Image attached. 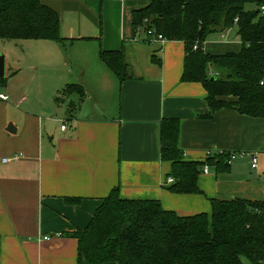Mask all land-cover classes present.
Masks as SVG:
<instances>
[{
	"label": "crops",
	"instance_id": "1",
	"mask_svg": "<svg viewBox=\"0 0 264 264\" xmlns=\"http://www.w3.org/2000/svg\"><path fill=\"white\" fill-rule=\"evenodd\" d=\"M40 2L57 13L61 41H49L32 59L47 63L50 73L70 77L84 94L70 95L64 115L55 119L45 104L29 101L36 78L28 79L33 84L27 90L26 82L18 87L14 101L10 93H1L9 99L0 103V264H77V240L68 234L83 230L114 188L121 199L157 200L180 217L210 216V199L264 201V171L238 172L248 166L246 158L233 161L227 174L210 168L202 173L200 194L168 191L171 164L160 159L163 119L178 120L185 161L202 162L206 151H218L258 153L260 163L264 119L227 109L203 118L209 112L206 92L200 84L180 82L183 43L161 44L140 30L133 33L131 14L142 3ZM223 45H235L230 52L240 49L239 41ZM59 46L67 47L65 53ZM203 47L216 53L206 43ZM100 50L122 51L131 78L120 82L99 60ZM71 52L85 64L58 67L61 60L67 65ZM152 55L160 66L151 62ZM9 124L14 134L6 132ZM18 154L19 159L2 162Z\"/></svg>",
	"mask_w": 264,
	"mask_h": 264
},
{
	"label": "trees",
	"instance_id": "2",
	"mask_svg": "<svg viewBox=\"0 0 264 264\" xmlns=\"http://www.w3.org/2000/svg\"><path fill=\"white\" fill-rule=\"evenodd\" d=\"M143 5L132 11L131 26L153 31L164 41L184 46L182 83H197L206 92L210 120L221 109L264 119V0H127ZM246 4L257 9L245 10ZM236 20V22H235ZM59 17L40 0H0V40L61 41ZM236 28L237 52H204L207 37ZM146 35V34H145ZM159 52V49L156 50ZM99 60L120 82L131 78L122 51H103ZM151 62L161 65L151 56ZM212 73V75L210 74ZM6 79L0 80V89ZM64 93L84 94L77 84ZM201 118V117H199ZM179 122L163 119L160 159L170 162L168 191L200 194L198 177L204 165L227 174L226 154L202 162L185 161L178 145ZM211 213L180 217L163 210L157 200H125L118 188L110 191L81 231L77 264H264V201L209 200Z\"/></svg>",
	"mask_w": 264,
	"mask_h": 264
},
{
	"label": "rangeland",
	"instance_id": "3",
	"mask_svg": "<svg viewBox=\"0 0 264 264\" xmlns=\"http://www.w3.org/2000/svg\"><path fill=\"white\" fill-rule=\"evenodd\" d=\"M257 7L254 4H246L245 10H255ZM231 31L223 33V32H215L210 34L206 40V47L211 50V52H216L215 54H223L226 52L234 51L232 49H236L235 45L225 46L223 44H228L234 42L238 43V39L235 36L236 28L233 27L230 29ZM228 42V43H227ZM49 41L42 40H12V41H1L0 40V54L5 57V79L6 84L3 88L0 89V93H10L14 101V97L16 95V91L18 87L22 86L25 82L27 83V90L31 87L32 82H28V79L32 78L33 80L36 78L37 83L35 87H32L31 91H29V101L34 104H45L47 109L49 110L50 116L55 119L61 118L64 115V112L67 108V103L69 99L76 94L64 93V88L70 84H78L75 81H70V77L60 76L59 74H53V72H49V69L45 67L47 63H44L39 60H33L32 57L37 55L43 47L48 45ZM221 44V45H217ZM39 46V48H38ZM62 53H65L64 46H59ZM37 48V49H36ZM65 57V55H62ZM67 60V65H64L62 60L58 67H65L70 65L85 64L82 58L79 56V53H70L65 57ZM31 68V69H30ZM34 70L40 71V74H33ZM62 70V68H61ZM13 73L16 75L13 76ZM39 73V72H38ZM64 80L66 84L63 85L55 84L57 81ZM69 82V83H67ZM59 85V86H58ZM55 99V100H54ZM58 100V101H57ZM57 101V102H56ZM1 103V101H0ZM0 111L2 108L0 107ZM1 115V112H0ZM59 126V124L57 125ZM214 157V156H212ZM239 173L243 172L244 174L254 173L249 167V165H244L241 168ZM202 174V173H201ZM210 204V203H209ZM210 211V209H209ZM208 213V211H207ZM211 213V211H210ZM244 264H249L246 260L242 259Z\"/></svg>",
	"mask_w": 264,
	"mask_h": 264
},
{
	"label": "built area",
	"instance_id": "4",
	"mask_svg": "<svg viewBox=\"0 0 264 264\" xmlns=\"http://www.w3.org/2000/svg\"><path fill=\"white\" fill-rule=\"evenodd\" d=\"M258 11H259L260 15L264 16V4H261L258 7ZM235 22H236V20H235ZM145 34L147 37L150 38V40L152 42H158L161 44H163L165 42L160 35H157L153 31H148ZM210 74L212 75V73H210ZM8 99L9 98L7 95L0 93V101L1 102H7ZM60 128H61V130H64L65 125H61ZM225 154L227 155L226 156V163L228 165H230L233 161H235L238 158H246L248 160V165L252 171H258L259 169H262L264 171V161L260 163L258 153H224V152H218V151L217 152L206 151L204 157H205V159H208V158H211L212 156L220 157V156H223ZM20 157H21L20 154L14 155L11 159H2V162L6 163V162H10V161H15V160L19 159ZM208 170H209V167L207 165H204L203 169H202V173L207 174ZM261 175L262 176L260 177V181H261V184L263 186L262 191L264 194V173ZM172 182H173L172 178L167 179L168 184H170Z\"/></svg>",
	"mask_w": 264,
	"mask_h": 264
},
{
	"label": "water",
	"instance_id": "5",
	"mask_svg": "<svg viewBox=\"0 0 264 264\" xmlns=\"http://www.w3.org/2000/svg\"><path fill=\"white\" fill-rule=\"evenodd\" d=\"M4 77H5V57L4 55L0 54V80L4 79ZM6 132L10 134H14L15 129L11 124H9L6 128Z\"/></svg>",
	"mask_w": 264,
	"mask_h": 264
}]
</instances>
